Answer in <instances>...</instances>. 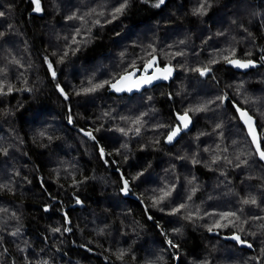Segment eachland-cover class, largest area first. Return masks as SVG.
<instances>
[{
  "label": "trees",
  "instance_id": "1",
  "mask_svg": "<svg viewBox=\"0 0 264 264\" xmlns=\"http://www.w3.org/2000/svg\"><path fill=\"white\" fill-rule=\"evenodd\" d=\"M39 4L0 0V264H264V0Z\"/></svg>",
  "mask_w": 264,
  "mask_h": 264
},
{
  "label": "water",
  "instance_id": "2",
  "mask_svg": "<svg viewBox=\"0 0 264 264\" xmlns=\"http://www.w3.org/2000/svg\"><path fill=\"white\" fill-rule=\"evenodd\" d=\"M234 60H239V59H231V60L225 62V66L231 68L235 72H240V73H246V72H248L250 70H253V69L259 67L260 64L264 65V56L261 58V63L260 64L255 62V61H252V60H239V61H241L243 63L252 62V64L254 66H249L247 68H240V67L235 66L233 63L230 62V61H234ZM164 69H166V68L148 67V68H145L143 70H138V69L132 70L129 73L121 75L117 80H115L114 82L110 83L108 85V87H107L108 88V93L113 94L115 96H120V95H123V94L130 95V94H134V93H139L142 90L151 88V87H153V86H155L157 84L164 83V82H166L169 79V77L171 75V73H170V75H168L167 79L157 78V77H161L164 74V71H163ZM125 76H130L131 78L128 79V80L123 81V83L121 84V79H122V77H125ZM149 79H150V82H145L146 80H149ZM113 85H117L118 87H121L122 90L121 91H117L113 87ZM231 105H232V107H233V109L235 111V114L237 116V119H238L239 123L244 128V131H245V133H246V135H247V137H248V139H249V141H250V143L252 145V148H253L256 156H257V159L264 166V160H262L260 158L259 152H257V149H256V144L253 143L252 137L248 133V126L244 123V120L241 118L240 112H246L248 114V116H250L252 118V123H253V126H254L255 130H256L257 138H258V141H259V144H260L259 134H258V131H257V128H256L255 119L246 110H243V109L239 108L236 104L231 103ZM183 115L184 114H181V115L175 114L176 125L174 126L173 130L167 135V142L169 144L175 143V141H177L183 133L188 132L191 129L192 121H191V118L188 115H187L188 116L187 127H185L184 123L181 120L178 119L179 116H183ZM176 128H179L180 131L172 139V141L169 142L168 141V136ZM260 150L262 151L261 145H260Z\"/></svg>",
  "mask_w": 264,
  "mask_h": 264
},
{
  "label": "snow or ice",
  "instance_id": "3",
  "mask_svg": "<svg viewBox=\"0 0 264 264\" xmlns=\"http://www.w3.org/2000/svg\"><path fill=\"white\" fill-rule=\"evenodd\" d=\"M164 2V0H160V3L162 4ZM33 3L36 5V8H35V11L39 12L40 11V4H39V0H33ZM157 7H159V4L156 5ZM123 10V6L121 8H117L116 11L117 12H120ZM0 15H3L2 12H0ZM231 63H233L235 66L237 67H240V68H247L249 66H254L252 64V62H248V63H243L239 60H234V61H230ZM49 67L51 68V65H49ZM164 74L161 76V77H157V78H163V79H167L168 78V75H170L171 73V69H164ZM207 70H203L200 72L201 75H204L205 72ZM53 76H55V72H53ZM131 77L130 76H125V77H122L121 79V84L123 83V81L125 80H128L130 79ZM145 82H150V79L149 80H146ZM113 87L117 90V91H121L122 88L121 87H118L117 85H113ZM130 90V89H129ZM63 91V90H61ZM67 98V97H66ZM239 111V110H238ZM240 116L241 118L244 120V123L248 126V133L249 135L252 137V141L254 144H256V149H257V152H259V155H260V158L262 160H264V151H261L260 150V144H259V141H258V138H257V134H256V130L253 126V123H252V118L250 116H248V114L246 112H240ZM179 120H181L183 123H184V126L187 127V124H188V116L187 114H184L183 116H179L178 117ZM180 131L179 128H176L169 136H168V141L171 142L172 139L177 135V133ZM85 135H88L89 137H91V133H85ZM94 139V137H91ZM101 151V155H103V149L100 150ZM128 190V182L125 181L124 182V191L127 192ZM245 203H247V201H245ZM253 203H255V201H253ZM224 215H230V214H224ZM149 219H151V217H149ZM233 239L239 241L240 240V237L239 236H235L233 237ZM171 243V242H169ZM249 247H251V245H249Z\"/></svg>",
  "mask_w": 264,
  "mask_h": 264
},
{
  "label": "rangeland",
  "instance_id": "4",
  "mask_svg": "<svg viewBox=\"0 0 264 264\" xmlns=\"http://www.w3.org/2000/svg\"><path fill=\"white\" fill-rule=\"evenodd\" d=\"M166 142H167V137H166ZM176 142V141H175ZM168 143V142H167ZM169 144V143H168ZM174 144V143H173ZM173 144H169V145H173Z\"/></svg>",
  "mask_w": 264,
  "mask_h": 264
}]
</instances>
